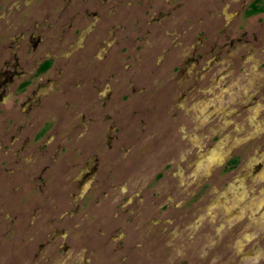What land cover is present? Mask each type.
<instances>
[{
	"label": "rangeland",
	"instance_id": "rangeland-1",
	"mask_svg": "<svg viewBox=\"0 0 264 264\" xmlns=\"http://www.w3.org/2000/svg\"><path fill=\"white\" fill-rule=\"evenodd\" d=\"M41 1L0 0V50L22 26L37 49L0 86V264H264V1L155 0L146 26L65 37L43 23L65 0L21 15Z\"/></svg>",
	"mask_w": 264,
	"mask_h": 264
},
{
	"label": "flooded vegetation",
	"instance_id": "flooded-vegetation-1",
	"mask_svg": "<svg viewBox=\"0 0 264 264\" xmlns=\"http://www.w3.org/2000/svg\"><path fill=\"white\" fill-rule=\"evenodd\" d=\"M65 2H66V4H63L64 5L63 8H61V7L59 8V16H57V20L59 22L56 20L52 24H46L47 20L46 19L44 20L45 16L43 18V23L45 24V27L47 28V30H52V31L56 30V32H58L59 34H61L63 32L60 35V37L66 36L67 33L65 32V28L68 32L71 29H73V27L71 26V23H73L75 20H77L79 18L78 16H80V18H81L80 20H82V21H83V19L84 20H91V23L88 25H89V27L91 26L92 28L91 29L87 28L89 30L88 33L89 32L97 33L98 31L102 33L105 30V28H107V29L109 28L108 24H110V21H115V20L119 21L120 25L118 24L117 27L114 26V30L115 29L123 30L124 26H121V25H122V23H124L125 21H127L130 18V16L129 15L127 16V14L130 13L131 9L136 10L131 15V17L133 18V21H136L134 24V27H137V25H139V26L145 25L146 26L145 23L141 22V17L145 15V14H143L144 11H146V9L149 8V9H152L154 12H156L157 11L156 8H158V3L155 0H65ZM16 3H18V1ZM46 3H47L46 1L42 0L40 3V6H42V7L39 6L40 7L39 9L37 7L34 10L27 9L24 11V12H27V16L25 14H23V11H22L21 15L25 18V20H27V22H30V20H32L31 19L32 14L34 15V13H36L38 15V13L40 12L39 10L44 11L46 9V6H47ZM42 4H44V5H42ZM159 4H160V1H159ZM17 12H18V10H17ZM43 13L46 14L48 12H43ZM68 13H72V16L68 17L67 22H65L63 24L60 23V21L62 20L63 17L66 20ZM35 23H37V22H34L32 24V28L34 30H36V28H37V24H35ZM128 27L131 28L130 23H129ZM76 29H78V28H76ZM9 30L11 31V33L13 35H16V36L13 39V44L7 43L8 47H10V52L8 55L4 54V51L6 48L0 50L1 51L0 66L5 68L4 70L0 71V81H3L4 80L3 78L8 79V77H10L12 79H10L7 83L4 82L3 85H1V83H0V86L2 87L3 92H5L8 85L13 83V79L18 78V77L30 78L32 73L27 71L25 69L24 65H26L29 61L34 60V58L36 56L35 51L37 50V49H35V47L28 45V42L26 39L27 35H24L25 33L27 34L29 32L28 27H26V28H24L23 26L20 28L15 27V28H13L14 33L11 30V28L6 29V32L10 33ZM138 30H140L139 27H138ZM41 33L42 32L39 31V34L37 35L38 40L40 39ZM88 33L85 31L81 35L83 40L87 39ZM153 34H155V32H153ZM165 34L169 35L166 32H165ZM146 35L150 36L151 33L146 32ZM137 37H140V36H137ZM139 40L141 41L142 38L140 37ZM40 41H41V39H40ZM99 42H102V41H99ZM141 43H142V41H141ZM133 44H136V43H133ZM177 45H178V43H177ZM177 45L173 44L172 47L177 46ZM83 46L84 45H82L79 48L81 50H83V48H84ZM108 47H109V45H108ZM132 48H133V46H132ZM138 48H139V50H141V46ZM86 56L89 57L88 55H86ZM49 58H50V55L45 54L43 56V59L38 60L37 62L34 61V64L37 66V68H35L36 70H34L33 74H37V76H40V74L44 73V71H47V69L51 66ZM18 69H19V72H18Z\"/></svg>",
	"mask_w": 264,
	"mask_h": 264
},
{
	"label": "trees",
	"instance_id": "trees-1",
	"mask_svg": "<svg viewBox=\"0 0 264 264\" xmlns=\"http://www.w3.org/2000/svg\"><path fill=\"white\" fill-rule=\"evenodd\" d=\"M256 1L257 2H262L264 0H256ZM253 9H254V11H257L259 8L255 4H253Z\"/></svg>",
	"mask_w": 264,
	"mask_h": 264
},
{
	"label": "bare ground",
	"instance_id": "bare-ground-1",
	"mask_svg": "<svg viewBox=\"0 0 264 264\" xmlns=\"http://www.w3.org/2000/svg\"><path fill=\"white\" fill-rule=\"evenodd\" d=\"M210 151H212V149L210 150ZM209 152V151H208ZM211 153V152H210ZM214 154V153H213ZM212 154V155H213ZM216 154V153H215ZM209 156V155H208ZM214 156V155H213ZM216 156V155H215ZM212 157V156H211ZM215 158V157H214ZM218 157L216 156V159H217ZM213 159V158H212ZM262 161V160H261ZM250 166V165H249ZM263 171V170H262ZM257 172V171H256ZM260 173H261V171H260ZM264 173V172H263ZM262 174V173H261ZM259 176V175H258ZM261 176V175H260ZM263 177V176H262ZM238 192V191H237ZM261 201H263V200H261ZM260 202V201H259ZM253 203V202H252ZM261 203V202H260Z\"/></svg>",
	"mask_w": 264,
	"mask_h": 264
}]
</instances>
